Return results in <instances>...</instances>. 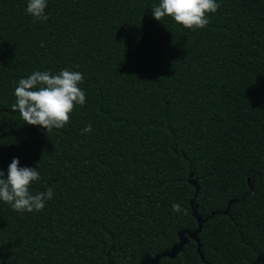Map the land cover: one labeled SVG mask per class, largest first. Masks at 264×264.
I'll use <instances>...</instances> for the list:
<instances>
[{"label":"trees","instance_id":"trees-1","mask_svg":"<svg viewBox=\"0 0 264 264\" xmlns=\"http://www.w3.org/2000/svg\"><path fill=\"white\" fill-rule=\"evenodd\" d=\"M159 2L47 0L38 21L0 0V170L18 158L40 172L33 194L54 193L40 212L0 201V264H140L197 229L190 174L214 217L201 254L189 240L159 264H264V0H217L195 30L157 21ZM64 69L86 103L47 135L12 110L14 89Z\"/></svg>","mask_w":264,"mask_h":264},{"label":"clouds","instance_id":"clouds-1","mask_svg":"<svg viewBox=\"0 0 264 264\" xmlns=\"http://www.w3.org/2000/svg\"><path fill=\"white\" fill-rule=\"evenodd\" d=\"M47 0H28L26 12L38 21H47ZM220 5L217 0H160L153 6L152 14L157 21L171 17L185 29L195 30L206 27L209 14L215 13ZM79 71L61 70L53 75L49 71H34L27 78H21L15 86L13 111H18L25 124L41 126L47 135L53 129H62L70 121L71 113L77 105L86 103L85 92L79 87L83 83ZM91 124L81 130V134L91 132ZM18 158H13L5 178L0 170V201L9 204L15 212H40L48 200L53 198V189L30 191L33 182L40 180L37 169L20 166ZM173 211L187 214L179 204L172 205Z\"/></svg>","mask_w":264,"mask_h":264},{"label":"water","instance_id":"water-1","mask_svg":"<svg viewBox=\"0 0 264 264\" xmlns=\"http://www.w3.org/2000/svg\"><path fill=\"white\" fill-rule=\"evenodd\" d=\"M189 182L191 183L192 186L195 188V194L193 198L191 199V210H192V216L195 218L198 227L194 231L190 230H181L178 233V238L179 241L174 244L170 249L165 250L154 257H146L140 264H159L160 260L163 258H170L174 259L179 253L183 251L184 246H186L189 242V240H193L197 243V251L199 254H201L200 247L201 243L199 240L198 235L202 231L203 224L208 221L209 218H213L214 214H211L209 217H202L198 213V204L196 202V198L199 192V184L197 183L196 180L192 179V174H190L189 177ZM232 204V202H229V206ZM228 212V208L224 211V214ZM0 257L2 258V253L0 251Z\"/></svg>","mask_w":264,"mask_h":264}]
</instances>
